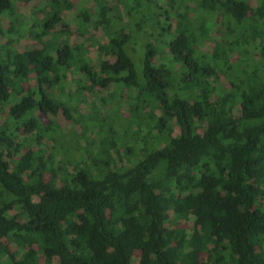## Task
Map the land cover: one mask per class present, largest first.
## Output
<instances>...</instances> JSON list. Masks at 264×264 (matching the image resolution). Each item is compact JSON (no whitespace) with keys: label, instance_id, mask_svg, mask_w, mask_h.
<instances>
[{"label":"trees","instance_id":"16d2710c","mask_svg":"<svg viewBox=\"0 0 264 264\" xmlns=\"http://www.w3.org/2000/svg\"><path fill=\"white\" fill-rule=\"evenodd\" d=\"M0 264H264V0H0Z\"/></svg>","mask_w":264,"mask_h":264},{"label":"rangeland","instance_id":"374dc122","mask_svg":"<svg viewBox=\"0 0 264 264\" xmlns=\"http://www.w3.org/2000/svg\"><path fill=\"white\" fill-rule=\"evenodd\" d=\"M72 1V3H74V0H70ZM254 6H255V3H254ZM76 12V10L73 8L71 11H65L63 13V17L64 18H68V16L70 17L71 21H72V17L74 15V13ZM121 16H122V19L124 22H127V16L124 14V13H121ZM217 22V20H215ZM220 21V20H218ZM210 25H212L211 29H210V35H211V38L213 39H216L219 34H221L223 32L222 28H221V25L220 24H216L214 25V23H211ZM76 25L72 22V24L70 25V30H71V34L69 35V41L71 43H74V42H83L85 44V46L87 47V49H89L90 51V55H96L97 54V51H96V46L94 45V43L90 40V35L88 34L89 36V39H86L82 36H79L78 34H75L73 31L75 29ZM87 36V38H88ZM105 37V34L104 32L101 30V29H97L94 33H93V38L97 41V42H100L104 39ZM232 60V59H231ZM70 87L73 89V87L70 85ZM111 90V89H110ZM110 90H107V89H98V88H95L92 92H87V91H84L79 97H78V101L80 103V107H81V110H82V113H86L88 114L89 116L92 115H95L96 118H100L101 116L105 115H112L114 113V102H105L103 104V102L100 100V98L104 95L106 96L107 92H109ZM124 94L122 93L120 97H115L114 98V101L116 99H118L119 103H120V106H119V109L118 111L121 113L122 112V108H124V100H125V97L123 96ZM94 109L96 110V113H94ZM158 114V111L156 112ZM61 129V132L62 134H65L66 136H69L71 134V129H69L70 126L74 125V124H69V122L65 121L61 116L58 117V121H56ZM89 121H87L88 123ZM95 123H96V126H93V128L95 130H97V126H99V124L96 122L95 120ZM90 124V122H89ZM75 127H73L74 130H77L78 132L80 131L79 130V127H77V125H74ZM93 129V130H94ZM91 131V130H90ZM172 133L173 135H177V127L174 126L172 128ZM121 133V130L119 131ZM122 134V133H121ZM82 144H84V141H82ZM43 146H45V142L43 144ZM42 146V147H43ZM74 153V152H73ZM34 200H36V198L34 197L33 198ZM18 210L17 209H13L11 211V213H17Z\"/></svg>","mask_w":264,"mask_h":264}]
</instances>
